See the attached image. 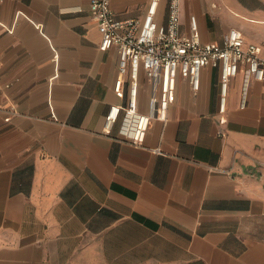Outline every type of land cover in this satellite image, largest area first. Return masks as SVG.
<instances>
[{
    "label": "crops",
    "instance_id": "0c3cea01",
    "mask_svg": "<svg viewBox=\"0 0 264 264\" xmlns=\"http://www.w3.org/2000/svg\"><path fill=\"white\" fill-rule=\"evenodd\" d=\"M89 3L0 0V264H264V78L240 106L239 71L221 113L217 66L197 91L179 77L135 145L104 129L118 53L99 48ZM148 3L111 7L142 18ZM179 4L203 41L236 27L264 42V0Z\"/></svg>",
    "mask_w": 264,
    "mask_h": 264
},
{
    "label": "built area",
    "instance_id": "2783aa9c",
    "mask_svg": "<svg viewBox=\"0 0 264 264\" xmlns=\"http://www.w3.org/2000/svg\"><path fill=\"white\" fill-rule=\"evenodd\" d=\"M160 2L149 0L142 18L117 17L111 0L89 3L90 15L101 31L99 48L114 46L118 53L113 91L119 101L109 105L104 129L109 131L119 122L123 134L135 145L144 141L152 118L166 119L179 77L188 81L192 91H197L202 67L217 66L221 113L227 109L230 81L239 71L240 106L245 103L248 83L264 78V42L246 40L236 27L222 33L220 41H203L195 15L189 16V31L181 30L179 0H167L166 20L159 23L156 14ZM142 91L147 93V111L139 108Z\"/></svg>",
    "mask_w": 264,
    "mask_h": 264
}]
</instances>
